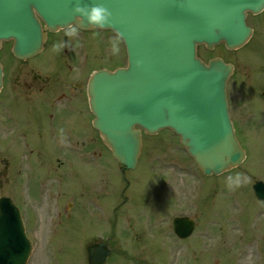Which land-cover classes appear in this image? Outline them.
<instances>
[{"label":"rangeland","instance_id":"374dc122","mask_svg":"<svg viewBox=\"0 0 264 264\" xmlns=\"http://www.w3.org/2000/svg\"><path fill=\"white\" fill-rule=\"evenodd\" d=\"M247 22L255 34L244 48L232 52L222 44L209 51L197 48L204 61L217 56L236 67L227 84V99L246 158L229 172L201 177L178 138L163 129L142 139L137 167L125 171L129 184L122 193L125 185L118 164L92 142L87 148L75 150L73 145L65 150L55 147L56 141L51 146L44 137L49 152L46 163L37 157L45 150L30 149L25 156L31 159H26V166L20 168L16 157L24 163L25 141L38 146L36 135L42 134L32 133L25 139L15 128L7 141L0 138V195L18 202L19 183L27 187L29 195L24 208L30 212L27 224L37 245L33 264H85L86 242L110 235L112 209L119 203L112 242L118 251H126L137 260L143 259L147 264H264V202L252 193L255 181L264 182V13L248 16ZM96 31L101 33L99 37L93 36ZM113 39L115 36L109 31L95 30L76 36L63 31L50 36L49 45L41 55L22 63L11 56L10 43L3 45L0 64L7 82L0 97V135L14 127L8 115L28 131L35 128L39 111L21 96L33 100L45 91L51 96L47 76L55 81L57 94L65 92L59 104L69 108L73 104L68 116L81 125L82 92L71 89L72 82H83L93 69L125 65L123 45L115 39L119 51L114 52ZM61 41L67 42L65 47L54 48ZM43 76L47 79L33 87L39 90H25L36 77L43 80ZM69 84L71 90L67 89ZM44 88L47 89L42 91ZM64 133L61 138L57 133L55 140L63 142L66 137L79 136L67 130ZM96 166H103L102 177L97 175ZM21 171L25 175L19 178ZM28 176H33L29 182ZM86 184L94 189L88 191ZM122 194L127 198L123 203ZM87 198L88 203L97 201L101 206L102 202L104 214L93 205L94 210L90 206L92 211L88 215ZM57 212L65 218L56 217V226L50 228L48 216ZM93 212L96 215L92 216ZM175 215L197 219L191 238L181 241L172 235L170 222ZM120 257L114 256L109 264H131Z\"/></svg>","mask_w":264,"mask_h":264},{"label":"water","instance_id":"95a60500","mask_svg":"<svg viewBox=\"0 0 264 264\" xmlns=\"http://www.w3.org/2000/svg\"><path fill=\"white\" fill-rule=\"evenodd\" d=\"M103 3L112 16L100 28H110L124 40L128 66L115 72L99 70L89 82L90 107L114 158L133 169L141 148L140 131L156 133L170 128L180 135L186 149L204 175H218L239 165L244 157L229 121L224 89L232 71L220 59L206 66L195 57L196 44L211 49L224 42L226 48L242 46L250 35L245 13L261 12L264 0H83ZM75 0H0V41L14 40L13 53L27 59L41 49L43 33L37 13L54 31L78 22ZM93 26L85 23L80 28ZM1 86V72H0ZM264 200V185L253 186ZM194 223L173 219L179 238L187 237ZM19 264H24L29 245L21 238ZM9 234L15 235L14 231ZM25 251V252H24ZM103 244L90 247V264H103L108 256ZM9 264H12L10 262Z\"/></svg>","mask_w":264,"mask_h":264},{"label":"flooded vegetation","instance_id":"af4514ba","mask_svg":"<svg viewBox=\"0 0 264 264\" xmlns=\"http://www.w3.org/2000/svg\"><path fill=\"white\" fill-rule=\"evenodd\" d=\"M72 41H74V39H71V42ZM80 72L81 71L78 72V76H80ZM47 77L49 78L48 79V83H50V86H49L50 87V91L49 92H50L51 96L46 95V94H48V91H47V93L45 91V93L43 95H39V96L35 97V99L33 98V100L31 98H30L31 100L26 99V98H24L23 95L21 96V98L24 99L27 102L28 105L31 104L32 106H36V108L39 111V115H38V118L36 120L35 128L33 130L28 131L26 128L21 127L16 119H14L13 117L8 115V119L12 123H14V127L10 131H14V129L16 128L17 132L20 133L21 136L23 138H25V139H27L28 135L32 134V133H34V134H42V135H39V136L36 135L38 146H35V145L31 146L29 144V142H28L29 140L25 141L24 147H23V160H24V163L18 161L19 165H21L22 167L26 166V164H27L26 159L28 161L31 159L30 156H28V157L25 156V152H28V150H30V149H33V150H36V151L37 150H45L43 154H38L37 157L39 159H42L44 161V163H46V160H47L46 155L49 152L45 148L46 146L44 144V142H45L44 141V137L47 140H49V143L51 144V146H52V142L56 141L54 146L58 147L59 149H65V150L67 149V150H69L70 147H72L73 145L76 146L74 148L75 150L76 149H82V147H84V146L87 148V147H89V144L92 142V143H94V146L96 147V149H100L101 148V149L104 150V147L101 144V141H100V139L98 137V134L90 126V112H89L88 104H87V93H86V87H85V80H83V82L82 81L80 82L78 80H74L72 82V88H71V89L76 88L77 90L81 91L82 92V97H83V105H82V108H80V110L82 111L81 113L83 115V118H81V125H78L76 120H74L73 118L68 116V114L70 113V111L72 109L73 104L71 105L70 108L69 107H65L64 104H62V105L59 104V102H61V98L63 97L65 92H60V93L57 94V92H56V88L57 87H56L55 81L50 79L49 76H47ZM47 77L43 76V80L41 78H37L36 77V80L30 86L25 88V90L26 91H28V89H29V91L30 90H35V89L39 90V87L33 88L34 84H36V85L37 84H41V82L45 81L47 79ZM63 79H66V77L63 78ZM69 87H70V84L67 86V89ZM45 89H47V88H44L42 91H44ZM52 95H54V97H52ZM263 95H264V92H263ZM15 100H18V99L16 98ZM62 107H64V108L60 112ZM67 109H69V111H68L67 115L64 116V113H65V111ZM64 130H67L68 132H71V133H75L76 135H79V136L73 137L72 139H70L69 137L68 138L66 137L63 140L64 143L59 141V140H55L57 133H59L60 138L62 136L64 137L65 133L62 134V132ZM85 131H87L88 133H91L92 136H91V134H83ZM80 134H82V135H80ZM37 157L35 156L36 159H37ZM74 158H75V156H73L71 160H73ZM96 167H97V170H98L97 171V175L102 177L103 176V172H104L103 166H100V167L96 166ZM23 175H25V172L21 171L20 178H22ZM31 177H33V176H31ZM31 177L30 176L27 177V181L28 182H29V179ZM34 178L37 180L36 177H34ZM85 186L87 188L89 187V186H87V184ZM23 187H24V190L22 192H20L19 194H17L18 197H19L18 201H21V202L23 201L21 205L19 204L20 206H24L26 197L28 198V195H29L28 192H27V187L26 188H25V186H23ZM93 189H94V187H92V188L89 187L88 191H92ZM86 192H87V190H86ZM89 200L90 199L87 198L85 212L88 215L89 214L91 215L90 212L92 210H94V207H93V205H94L97 208V211H99L100 213L102 212L101 215H103L104 214L103 203L101 202L102 205L100 206V204L97 201H93L92 203H88ZM125 201H126V199L124 201H122V202H125ZM90 206L92 207L91 208L92 210H90ZM118 207L119 206H116L115 211H117ZM19 210H20V213L22 214L23 218H24V215L27 216L30 213L29 210L26 211L25 209H21V208H19ZM65 212H63V213H65ZM53 213L50 214L48 216V219H47L50 228L56 226L53 223L55 222L56 217L58 215L60 216V214L58 212H57V215H54ZM100 213H98V214H100ZM115 213L116 212H114L113 214H115ZM94 215H96V212L92 213V216H94ZM31 216H32V214H31ZM29 217H30V215H29ZM100 239H101V237H99V240ZM132 264H136V262H132Z\"/></svg>","mask_w":264,"mask_h":264},{"label":"clouds","instance_id":"9594fccd","mask_svg":"<svg viewBox=\"0 0 264 264\" xmlns=\"http://www.w3.org/2000/svg\"><path fill=\"white\" fill-rule=\"evenodd\" d=\"M73 14L78 18L77 23L71 24L70 27L66 28V34L68 36H76L79 33L80 27L85 23L96 28L103 27L110 22L112 12L103 3H87L83 0H75L73 7ZM101 33L99 31L93 32V36L99 37ZM67 42L61 41L54 45L56 49H62L65 47ZM112 49L114 52H118V44L115 39L112 41Z\"/></svg>","mask_w":264,"mask_h":264}]
</instances>
